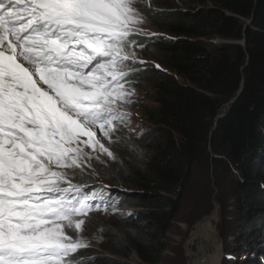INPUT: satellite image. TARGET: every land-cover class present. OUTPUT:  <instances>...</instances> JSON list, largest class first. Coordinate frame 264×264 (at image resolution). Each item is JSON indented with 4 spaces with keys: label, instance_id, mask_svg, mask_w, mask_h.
<instances>
[{
    "label": "snow or ice",
    "instance_id": "obj_1",
    "mask_svg": "<svg viewBox=\"0 0 264 264\" xmlns=\"http://www.w3.org/2000/svg\"><path fill=\"white\" fill-rule=\"evenodd\" d=\"M144 3L0 0V264H86L91 240L125 238L105 224L118 211L110 186L94 181L129 174L111 146L131 131L130 77L147 63L134 37L158 36Z\"/></svg>",
    "mask_w": 264,
    "mask_h": 264
},
{
    "label": "trees",
    "instance_id": "obj_2",
    "mask_svg": "<svg viewBox=\"0 0 264 264\" xmlns=\"http://www.w3.org/2000/svg\"><path fill=\"white\" fill-rule=\"evenodd\" d=\"M142 12L160 35L134 38L164 55L160 68L132 75L152 87V104L140 108L150 127L130 140L137 152L122 144L129 174L101 177L110 186L108 199L118 208L132 207V215L114 214L111 226L125 233L120 244L103 233L106 252L85 249L79 257L86 264H159L193 176L212 168L216 179L234 171L242 244L256 247L264 264V0H179ZM244 38V47L214 43ZM133 254L140 263L130 261Z\"/></svg>",
    "mask_w": 264,
    "mask_h": 264
},
{
    "label": "rangeland",
    "instance_id": "obj_3",
    "mask_svg": "<svg viewBox=\"0 0 264 264\" xmlns=\"http://www.w3.org/2000/svg\"><path fill=\"white\" fill-rule=\"evenodd\" d=\"M172 3H179V0H146V3L139 5V7L141 11L145 6L153 10H161L172 7ZM142 14L145 16L143 12ZM145 18L147 23L143 27L151 33L160 35V33L154 29L150 20L146 16ZM249 24L250 22L248 21L247 25ZM140 38L150 39L151 37ZM216 42H222V40L216 39L214 43L216 44ZM137 51L140 58L147 61V63L143 66L137 64L136 67H143L144 69L147 67L157 68L156 64L160 65L164 57L160 51L149 48V46L143 49H137ZM176 78L178 81L182 82L180 77L176 76ZM130 79L133 81L132 87L135 89V96L133 98L134 103L130 105L128 109L131 113V131L125 129L123 132L118 133V135L122 137L121 142L111 146L112 150L119 156H124L125 154L121 149L122 144H129L133 137H139L150 127L142 118L140 108L143 104H152L150 99V96L153 94L152 87L149 83L133 78L132 76ZM222 110L223 107L221 111ZM98 167L103 168L104 166L98 165ZM233 172L234 171L228 173L224 170L221 172L220 178L216 179L212 168H210L208 174H203L199 171L193 176L191 185L188 187L183 197L181 208L165 236V247L159 264H191V256L188 255V250L196 255L199 252L201 242L202 246H205V244H203L204 241H202L200 237H194L193 234H197L195 229L199 222L204 217L209 216L213 211L214 202L217 205V209L215 212V219L212 220L211 224L221 247L219 264H263L260 258L261 256L255 253V251H258L254 249L256 247L252 248L250 244H242V228L245 227V224H243L242 216L240 215L238 187L237 184L233 182L232 178L235 177ZM94 183L109 185L107 181L101 177L95 180ZM261 187L264 189V183H261ZM115 202L117 203V201ZM132 210V207L124 205L118 208L116 215L122 218ZM101 218L104 219L103 216H101ZM115 222L114 215L105 219V224H113ZM99 227L100 225L93 219V221L88 224L85 235L90 238L93 233L97 232ZM105 245L106 241L103 237L102 242L91 240V246L87 249L92 251V255L100 252L105 253ZM82 250H80L79 254ZM210 250L212 249H208V251ZM130 261L133 263H140L136 254L131 256Z\"/></svg>",
    "mask_w": 264,
    "mask_h": 264
},
{
    "label": "bare ground",
    "instance_id": "obj_4",
    "mask_svg": "<svg viewBox=\"0 0 264 264\" xmlns=\"http://www.w3.org/2000/svg\"><path fill=\"white\" fill-rule=\"evenodd\" d=\"M112 202H115L114 199H110ZM213 217H210L206 221H203L202 224L198 225L197 231L195 232L198 234L193 235L194 237H200L205 244V246L201 245L199 247V252L196 255H191V264H200L201 260V254H203L204 257L207 258L206 264H219L220 262V255H221V247L219 244V241L217 240V235L215 233V230L213 229V226L211 224L212 220L215 219ZM212 249L208 251V249Z\"/></svg>",
    "mask_w": 264,
    "mask_h": 264
},
{
    "label": "water",
    "instance_id": "obj_5",
    "mask_svg": "<svg viewBox=\"0 0 264 264\" xmlns=\"http://www.w3.org/2000/svg\"><path fill=\"white\" fill-rule=\"evenodd\" d=\"M245 42H246V40H245V38H244V39H242V41H241L240 43H238V42H232V41H222V42H216V45L239 44V45H242V46L244 47V46H245ZM242 88H243V84L240 85L239 91L236 93V95H235L232 99H230V100L228 101L227 104H225V105L223 106V110L221 111V113H220L219 115L216 116V118H215V120H214V124H213V128H212V130L216 127V123H217V121L223 116V114L225 113L226 109H228L229 105H231V104H232V103L238 98V96L240 95V93H241V91H242ZM216 209H217V205H216V203L214 202V209H213V211L211 212V214H210L209 216H207V217H204V218L199 222L198 225L202 224L203 221H206V220L209 219L210 217H213V216L215 215ZM198 225L196 226V229H195L196 231H197V229H198Z\"/></svg>",
    "mask_w": 264,
    "mask_h": 264
}]
</instances>
